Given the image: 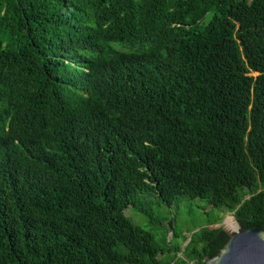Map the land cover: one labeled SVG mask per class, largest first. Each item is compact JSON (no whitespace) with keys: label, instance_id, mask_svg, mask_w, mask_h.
Masks as SVG:
<instances>
[{"label":"trees","instance_id":"obj_1","mask_svg":"<svg viewBox=\"0 0 264 264\" xmlns=\"http://www.w3.org/2000/svg\"><path fill=\"white\" fill-rule=\"evenodd\" d=\"M151 194L264 231V0H0V264L218 255L135 225Z\"/></svg>","mask_w":264,"mask_h":264},{"label":"rangeland","instance_id":"obj_2","mask_svg":"<svg viewBox=\"0 0 264 264\" xmlns=\"http://www.w3.org/2000/svg\"><path fill=\"white\" fill-rule=\"evenodd\" d=\"M211 18L212 14L207 16L205 21L208 22ZM141 201V208L146 213L137 208H131L126 215L135 225L152 233L156 242L164 248L166 242L174 241V244L179 243L184 250L192 234L204 228H223L227 233L238 229L233 213L226 209H215L204 200L191 201L181 198L168 206L155 194H151L144 196ZM174 232L178 235L175 240ZM179 256L183 257L182 254Z\"/></svg>","mask_w":264,"mask_h":264},{"label":"water","instance_id":"obj_3","mask_svg":"<svg viewBox=\"0 0 264 264\" xmlns=\"http://www.w3.org/2000/svg\"><path fill=\"white\" fill-rule=\"evenodd\" d=\"M237 222V221H236ZM228 232L225 246L206 264H264V231L258 227Z\"/></svg>","mask_w":264,"mask_h":264},{"label":"bare ground","instance_id":"obj_4","mask_svg":"<svg viewBox=\"0 0 264 264\" xmlns=\"http://www.w3.org/2000/svg\"><path fill=\"white\" fill-rule=\"evenodd\" d=\"M236 223H237V222H236ZM237 226H238V224H237ZM238 229H239V228H238ZM238 229H237V230H238ZM237 230H236V231H237ZM234 232H235V231H234Z\"/></svg>","mask_w":264,"mask_h":264}]
</instances>
